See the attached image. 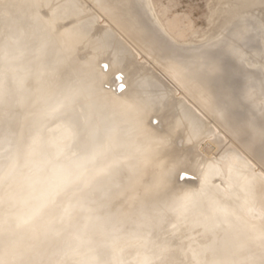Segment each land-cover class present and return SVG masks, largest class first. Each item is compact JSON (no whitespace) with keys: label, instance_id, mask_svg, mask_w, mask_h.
Masks as SVG:
<instances>
[{"label":"rangeland","instance_id":"obj_1","mask_svg":"<svg viewBox=\"0 0 264 264\" xmlns=\"http://www.w3.org/2000/svg\"><path fill=\"white\" fill-rule=\"evenodd\" d=\"M105 1L109 14L115 18L114 23L123 32L129 19L144 31L142 34L147 46L162 57L156 62L159 68L179 86L185 88L187 81L194 86L185 88L194 104L184 98L182 93H176V97L183 99L194 114L170 118L160 133L162 145L160 148L154 147L159 143L151 133H144L143 127L146 122L151 123L160 116V112H156L158 105L155 100L166 89L162 81L164 78L144 54L118 35L125 44L116 46L114 51L119 54L131 48L138 62L145 64L136 73L137 81L142 80L141 88L133 91L130 85L124 95L115 93L109 85V75L121 70L111 67V73L103 71L101 63L106 62L101 56L103 52H95L96 57L94 55L95 58L91 59L89 69L76 80L78 89L75 90V96L66 105H62V111L58 109L54 114L49 113L46 123L44 121L37 132L34 140L36 152L24 167L22 178L13 184L11 204L6 206L4 213L14 216L26 213L33 205L28 197L46 185L39 183L40 177L70 159L67 147L58 139L62 121L66 120L65 117L69 120L78 109H90L86 121L91 123H96L107 114L103 124H100V131L114 121L113 125L119 130L123 127L128 129V135L121 137L118 133L106 141V156L128 145L138 155L154 152L150 161L163 156L172 163H180L181 167L175 169L177 177L186 172L194 174L198 179L194 185L173 190L171 206L161 214L155 230L144 228L120 244L112 242L101 245L95 234L81 232L78 216L69 215L74 207V201L70 200L60 210L45 237L37 236L34 239L44 246L39 247L31 256H27L24 247L14 253H3L0 264H264V169L256 166L231 138L244 140L248 151L258 154L264 161V0H219L217 3L216 0H152L158 17L165 24L166 33L147 13L149 10L145 0ZM30 3V11L34 16L38 17L40 10L48 9L47 16L43 17L45 19L36 17L35 20L66 55H74L86 41L88 26L91 24V19L85 17L87 6L82 8L75 0L63 3L58 0H33ZM212 7H218L220 11L217 9L211 12ZM120 10L128 19L124 14H119ZM214 12L219 15L212 14ZM222 15L226 18L223 19ZM71 18L78 19L68 28H59L60 24ZM210 18L213 22H209ZM98 25L109 26L101 17ZM76 38H80V42H76ZM2 53L0 60L6 57ZM15 56L16 53L9 54L8 60H17ZM147 58L151 60L150 56ZM5 74L6 71L0 66V84ZM8 77L9 74L6 82L11 80ZM3 97L4 92L1 91L0 130L5 112ZM162 98L166 101V96L162 95ZM118 101L119 104L122 101L120 106ZM198 107L203 110L208 107L217 112L221 128L210 124V120L205 118ZM112 112L114 115H109ZM111 116L112 119H109ZM208 125H211V129ZM67 128L65 141L74 137L78 129L75 123H70ZM212 134L211 139L204 141L207 135ZM178 140L183 141L189 151L196 153L187 165L182 161L186 151L183 145L178 148ZM108 144L112 146L109 151ZM75 146L70 145V148ZM9 148L8 145L2 151L7 152ZM173 149L177 150L175 158L170 157ZM53 155L56 157L53 158ZM227 158L230 160L225 163L224 159ZM73 167L71 170H78ZM49 202L47 200L45 204ZM50 240L53 242L49 243ZM12 258H16L14 262H11Z\"/></svg>","mask_w":264,"mask_h":264},{"label":"bare ground","instance_id":"obj_2","mask_svg":"<svg viewBox=\"0 0 264 264\" xmlns=\"http://www.w3.org/2000/svg\"><path fill=\"white\" fill-rule=\"evenodd\" d=\"M145 1L147 2L149 10L148 12L150 16L162 29V31L166 33L165 24L158 17L153 1ZM217 1L219 0H216L215 2L217 3ZM225 1L226 0H224V2ZM215 2L213 1L212 3L214 4ZM247 2H249V0ZM221 3L223 2L221 1ZM258 3L256 4L260 5V1ZM262 7H264V5H262ZM217 9L219 8L217 7ZM217 9H215L214 7L213 10L210 11L213 12ZM216 13L218 12L216 11ZM216 13L214 12L212 14L218 16L219 14ZM36 17L37 15H33L34 20ZM212 18L217 19L216 16H213ZM225 18L226 16H223V19ZM75 19L77 20L78 18ZM211 21L213 22V20H211L210 18L209 22ZM262 22L264 23L263 19ZM214 26L216 25L214 24ZM211 29L213 30V27ZM211 29H209L208 31H211ZM211 34H209V37L211 36ZM78 40L76 42H80ZM51 43L59 52L57 61L60 65L64 60H66L63 59L65 57V52L59 47L56 41L51 40ZM11 52L12 51H10V55L14 54ZM8 57L9 54L0 60V66L3 67V69L6 71L3 82L0 84V92H4L2 105L3 107H5V112L2 117L3 127L0 130V257L3 253H14L20 247H24L27 256L33 255V253L39 247L44 246L43 244L40 245L38 242L34 241V239H36L37 236L41 238L45 237L48 231L52 228L55 218L60 210L63 209V207H65L67 202L70 200L74 201V207L69 212V215L78 216V220L80 222V231L83 233L95 234V236L99 239L101 245H106L112 242L118 244L126 242L128 238H130L132 235H136L140 231L144 230V228L147 230H155L161 220V214L168 211L171 206L172 202H170V199L172 197L173 190L183 188L185 185H194L197 180L192 182L191 180H188V178H186L187 175L193 176L194 174L191 175L185 172L177 177L175 176V169L181 167L180 163L179 165L172 163L171 161L165 160L163 156H158L155 160L150 161V159L153 157L154 152H150L145 155H138L136 153H133L131 151L132 146L128 145L120 148L113 155L106 156V141L114 135L117 136L116 134L118 133L121 135V137L128 135V129L126 127H123L121 130H119L118 127L113 125L115 124L114 121L113 123L111 122L112 124L104 123L106 124L105 128L103 126L104 129H102L101 131L98 130L101 128L100 124H103L102 121L104 119V116L107 114H105L103 118H100L96 123H91V121L87 122L86 120L90 114L89 108H85L83 110H79L77 108L78 110L76 109V113L70 110L73 112V115H71L69 120L66 117L64 118L66 120L63 119L64 121H62L61 119L63 123H61L62 129L58 141L64 142L65 146L68 149V152L71 154V157L69 160L67 159L68 161L66 164L63 165L62 163L61 166L54 168L53 170H51V172H49L50 170H48V173H46L42 178L40 177L41 181L38 179L40 181L39 183H45L46 185L44 189L28 197L29 201H31L30 203H33L30 209L27 210L26 213L18 214L16 216L6 215L4 213L6 206L8 204H11V188L13 184H15L22 178L24 167L27 163H29V160L34 156L36 152L34 140L37 132L39 131L41 126H43L47 115L49 113L54 114L58 112V109L62 111V105H66L75 96V90L78 89L76 88L77 84L75 79L73 81L67 80V83L61 82L62 79H59L55 83L57 85L56 89L54 88L50 92L45 91L43 84H36L37 92L40 96V104L38 105L39 107L31 110L32 113L28 122H26L27 124L25 130L22 134H20L19 137L18 118L22 110L21 108H23L24 106L23 96L25 93L22 92V89L20 88H22L25 84L23 82V75L18 73L17 69L20 61L18 59L9 61ZM111 70L112 69L110 68L107 72L111 73ZM7 74H9L8 79L10 80L11 78V80L8 82H6ZM64 76L65 74L63 75V77ZM123 76L124 73L122 72V70L116 72L115 74L109 75L110 87L115 93H123L122 95H124V92L128 88H130L128 79H123ZM124 87L126 88L124 91H122ZM87 91L89 92V90ZM89 93H91V91ZM87 97H89V95H87ZM162 101L166 102L164 98H162ZM120 104H122V101L120 102ZM120 104L118 106H120ZM156 110V112H160V114H158L160 116L158 117L162 118L165 115L163 114L162 110H159L158 108H156ZM59 113H57V115ZM109 115L113 116L114 112ZM112 116L109 119H112ZM170 117L171 116L165 115L162 118L164 119V125L160 128V130L154 128V121H156V119L151 123L146 122L145 127H143L144 133H151L156 139V142L159 143L158 146H154L156 148H160L159 146L162 145V143L160 142V138L162 137L160 136V133L165 128ZM52 118L51 120H53ZM95 121L96 120H94V122ZM110 121L111 120H109V122ZM70 123H75L76 127L78 128L76 130V133H80L82 139L84 141L86 140V148H82L80 150L79 146H75L76 141L73 136L70 140L65 141L66 132L68 130L67 127L70 126ZM45 133H47V131ZM2 135H4V137H2ZM181 140H178L176 142V145H183V141L181 142ZM119 142H121V140ZM8 145L10 146L9 150L7 152L2 151L7 148ZM70 145L72 147L75 146V148H70ZM107 146H109L107 147L109 151L112 146L109 144ZM184 150L186 151V153L182 161L185 163V165H187L188 162L193 160V156H195L196 153L195 151L194 153L192 151H189L185 146ZM162 151L160 153H162ZM51 153L52 152H50V154ZM56 155H53V158H55ZM45 159H48V155ZM57 159L59 160V158ZM71 167H73V169L77 168L78 170H71ZM102 179H104L108 184V186L104 189L105 192L101 190L99 194H96L93 191H86L92 185H98V181ZM47 200H50V202L45 204V201ZM51 242H53V240L49 241V243ZM217 243L220 244V242ZM254 248H256V246ZM15 259L16 258H12L11 262H14Z\"/></svg>","mask_w":264,"mask_h":264},{"label":"water","instance_id":"obj_3","mask_svg":"<svg viewBox=\"0 0 264 264\" xmlns=\"http://www.w3.org/2000/svg\"><path fill=\"white\" fill-rule=\"evenodd\" d=\"M30 1L33 2V0L0 1V51L4 52L2 54H5V56L10 54V51H12L11 53H16L15 57H18L17 59L20 61L17 68L18 73L23 75V82L25 84L22 88H20L22 89L21 91L25 93L24 96L22 95L24 106L21 108L22 110L18 118L19 137L25 130L27 124L26 122H28L32 113L31 110L39 107L38 105L40 104V96L37 92L36 84H43L45 91L50 92L54 88L56 89L57 85L55 83L59 79H62L61 82L66 83L67 80H77L81 76H84L85 71L89 69L90 62L92 63L91 59L98 50H102V59L106 61L101 63V67L104 68V71L107 72L111 67L119 68L124 73L123 79H128L129 85H131V90L139 91L141 88L140 85L143 83H141L142 80L137 81L138 77L136 76V73H139L145 64L138 62L137 56L131 48H126L119 54L114 51L116 46H124L125 41L129 42L137 51L139 50L138 52L144 54L146 59L158 69L162 78H164L162 81L164 82L166 89L163 90L164 93H159L160 95L156 96L155 100L157 101L158 109L162 110L163 114L171 116L170 118L173 119L194 114V112L185 104L183 99L176 97V93L180 92L184 98L192 102L185 92V88H192L194 86H192L189 81L185 83V88L179 86L171 76L159 68L156 65V62H159L162 57H160L161 55H159L158 52H153L152 49L147 46L146 40H144L142 34L144 31L140 30V28L135 26L129 19V22H127L130 25L127 24V26H124L125 32H123L121 28H118L114 23L115 18L109 14L110 11L108 10V5H106L105 0H75V2H77V4L82 8L87 6L88 9L85 11V17H89L91 19V24L88 26L86 41L76 50L74 55L73 53H70V55L65 54L63 59L66 60H64L60 65L57 61L59 52L51 43L52 39L50 36L42 29L41 26L38 25V21L34 20L33 14H31L32 11H30ZM68 1L71 0H58L60 3ZM46 11L47 10L41 11L43 15L39 14L40 16L38 17H40V19H45L43 17L47 16ZM147 13L149 14V12ZM119 14L123 15L124 13L120 10ZM123 16L126 17V14ZM99 17L104 18L109 26H99ZM75 22L76 19L71 18L64 24H60L59 28H68ZM118 35H120L125 41H123V39H121ZM140 43L145 46L140 45ZM149 56L151 57V60L147 58ZM64 74L65 76L63 77ZM125 88L126 87L123 88V91ZM162 95L166 96V102L162 101ZM198 108L201 110L205 118L210 120V124H214V126H219L221 128L217 112L208 107L205 108L206 110H203L200 107ZM162 118L159 117L156 121H154L155 129L160 130V128L163 127L164 119ZM208 126L211 129V125ZM223 131L225 130L223 129ZM225 133L228 134L226 131ZM75 134L74 139L76 141V145L79 146V149L81 150L82 148H86V140L84 141L82 139L80 133ZM212 137L213 134L207 135L204 141L206 139H211ZM231 138L236 141V144L251 158L256 166L264 169V161L260 158V156H258V154H252L248 151L244 140H237L233 137ZM179 147L182 148L183 146L179 145ZM117 150L115 149V151ZM176 156L177 150L173 149L170 153V157L175 158ZM224 160L226 163L229 162L230 158ZM186 178L192 182L197 180L194 176L187 175ZM107 186V182L102 179L98 181V185H92L86 191H93L96 194H99V192L101 190L104 191Z\"/></svg>","mask_w":264,"mask_h":264},{"label":"snow or ice","instance_id":"obj_4","mask_svg":"<svg viewBox=\"0 0 264 264\" xmlns=\"http://www.w3.org/2000/svg\"><path fill=\"white\" fill-rule=\"evenodd\" d=\"M122 91H123V89H122Z\"/></svg>","mask_w":264,"mask_h":264}]
</instances>
